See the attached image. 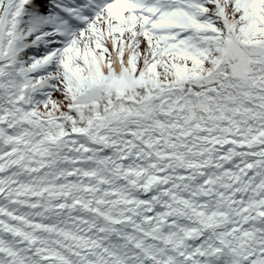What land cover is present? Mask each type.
Wrapping results in <instances>:
<instances>
[{"label":"snow or ice","instance_id":"1","mask_svg":"<svg viewBox=\"0 0 264 264\" xmlns=\"http://www.w3.org/2000/svg\"><path fill=\"white\" fill-rule=\"evenodd\" d=\"M0 264H264V0H0Z\"/></svg>","mask_w":264,"mask_h":264}]
</instances>
